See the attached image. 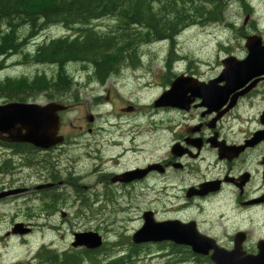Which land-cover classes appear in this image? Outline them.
I'll list each match as a JSON object with an SVG mask.
<instances>
[{
  "label": "flooded vegetation",
  "instance_id": "obj_1",
  "mask_svg": "<svg viewBox=\"0 0 264 264\" xmlns=\"http://www.w3.org/2000/svg\"><path fill=\"white\" fill-rule=\"evenodd\" d=\"M150 43L154 45H148L151 50L168 45V54L160 59L164 67L156 72L161 82H144L135 95L119 94V78L121 83L128 78L134 82L135 76L140 84L145 80L134 69L137 61L131 58L102 80L94 70L87 71L88 86L82 77L74 78L72 88L62 92L65 96L60 101H49L67 106L60 111L59 134L64 135V143L42 150L28 143L0 142L1 149L9 150L0 151V203L12 204L21 195L38 193L41 209L33 213L35 216L50 221L60 214L69 220L62 203L63 189L71 188L85 205L103 202L101 207L105 204L113 211L135 212L141 225L148 214L156 221H177L212 239L207 255L194 253L190 245L166 241L170 255H189L178 262L214 264L211 255L215 249L259 256L264 253V73L228 82L223 77L224 60L246 56L228 55L217 65L207 61L194 65L177 51L176 58L172 56V39ZM179 78L184 82L180 94L164 101L163 95ZM92 81L104 87L93 103L100 111L83 112L73 119L68 136L63 131V113L76 105L68 96L93 89ZM112 90L122 102L117 110L106 107ZM156 90L159 92L149 102L143 100L141 91ZM48 93L47 89L40 92L45 100L51 99ZM19 146L30 148L23 151L17 149ZM15 169L29 170L28 178L39 183L32 188L16 184ZM84 190L94 191L93 204L91 198L82 196L80 191ZM162 201L165 208L160 211Z\"/></svg>",
  "mask_w": 264,
  "mask_h": 264
},
{
  "label": "rangeland",
  "instance_id": "obj_2",
  "mask_svg": "<svg viewBox=\"0 0 264 264\" xmlns=\"http://www.w3.org/2000/svg\"><path fill=\"white\" fill-rule=\"evenodd\" d=\"M91 25L100 33L116 31L120 27L115 18L98 19L93 21ZM47 29L29 38L27 45L24 46L22 51L9 56L7 60L2 59V61L0 59V64H2L0 66V82H5L10 78L11 83L16 84L21 83L19 81L24 78L34 79L36 75L43 74H46L50 79L55 78L57 67L49 64L29 62L25 58V53L35 50L39 44L48 42L53 38L72 35L77 32L70 33V30L61 24L47 27ZM28 33L29 30L26 26H21L18 30V35L23 39L27 38ZM252 34H259L264 39V0H230L223 22H197L183 28L173 43L172 56L176 58L177 51L181 56L194 61V65L202 61L212 62L213 65H217L221 58L228 55L245 57L247 55L245 40L248 35ZM150 40L153 41L152 39ZM150 40L135 46L137 53L135 60L138 63V67H134V69L137 70L140 77L144 76L145 80L140 84L137 81V76H135L134 82L131 78H128L127 80L124 79V83H121L119 78L117 84L119 94L120 92H131L129 95H135L144 86V82H161V79L157 78L158 74L156 72L161 71L164 67V63L160 59L168 54V45L164 48L160 47L158 50H151L154 45L150 43ZM139 58L141 59L139 60ZM123 63L126 65V60ZM67 69L72 80L74 78L80 80L82 77L81 81L86 82L85 86H88L89 83L85 76L86 72H91L94 69L90 66L85 68L81 63L69 64ZM91 84L93 89L89 88L87 91L77 93L78 95L73 93L68 96L71 102L76 103L73 108L63 113V131L68 136L71 135V121L73 119L80 116L83 112L100 111L96 106H93V103L95 98L104 93V87L97 81H92ZM59 88L62 87L59 86ZM8 92H13L12 87H10ZM40 92V89L36 88V90L33 89L32 92L27 94L37 93L36 97L30 96L26 100L14 99L11 101H37L42 104L51 100L60 101L57 97L45 100V94H40ZM141 92L143 100L149 102L157 95L159 90H156V92ZM74 96L78 97L77 101L74 100ZM111 97L113 101L111 99V102H108L106 107L117 110L122 102L115 98V90H112ZM37 98L39 100H36ZM11 101H6L5 98L0 99V103ZM100 101L106 102L105 99ZM102 112L104 111L102 110ZM0 151L7 152L9 150L0 148ZM29 172V170L15 169L13 176L16 184L20 183L23 185V183H26V186H31L32 188L34 187L32 185L39 183L34 177L28 178ZM63 191L65 199L64 203H62V210L69 212V220H64L65 218H62L60 214H57L50 221L40 215L35 216L33 213L41 209L39 197L41 195L38 196V193L31 192L21 195L12 204L0 203V262L7 264H40L41 258L38 253L41 249H52L59 253L71 251L73 249L71 242L74 240V232L87 231L89 229L97 231L96 229H99L105 239L104 249L97 254L100 264H204L203 261L194 262L193 260L178 262L177 259H188L189 255L187 253L170 255L171 249L167 242L149 243L144 246L138 245L137 252L131 255L132 235L142 226L141 221L136 219L137 213L113 211L111 207H105V204L101 207L103 202L96 205L93 204L94 196L92 193L94 191H80L85 198H91L90 201L93 205H90L92 206L78 201L75 191L71 188L63 189ZM90 201L87 202L86 200V203H90ZM163 201H167V199ZM163 201L159 203L160 211L165 208ZM18 223H23L24 226L33 228V231L25 235L13 234L12 229ZM30 223L32 226L29 225ZM50 226H57V228L54 230Z\"/></svg>",
  "mask_w": 264,
  "mask_h": 264
},
{
  "label": "trees",
  "instance_id": "obj_3",
  "mask_svg": "<svg viewBox=\"0 0 264 264\" xmlns=\"http://www.w3.org/2000/svg\"><path fill=\"white\" fill-rule=\"evenodd\" d=\"M229 1L0 0V59L6 60L9 56L22 51L29 38L48 26L61 24L68 28L70 33L77 32L53 38L39 44L35 50L25 53V58L29 62L57 67L54 79L43 74L36 75L34 79L24 78L19 81L21 83L13 84L8 78L7 81L0 82V99L11 101L36 97L37 93L27 95L36 88L40 91L49 90L47 97L51 99L64 97L62 92L73 86L72 78L67 71L69 64L81 63L85 68L90 66L98 79L102 80L112 72L119 71L128 58L136 59V45L150 39L173 40L176 32L179 33L193 23L223 22ZM104 18L117 19L120 27L109 33L98 32L91 23ZM21 26H26L29 30L25 39L18 35ZM10 87L13 90L11 93L8 92ZM51 88H57L59 92L51 91ZM28 148L30 147H17L23 151ZM104 247L105 245L98 250L83 248L62 253L44 248L38 255L41 258L40 264H100L97 254ZM137 250L138 246L131 243V255Z\"/></svg>",
  "mask_w": 264,
  "mask_h": 264
},
{
  "label": "water",
  "instance_id": "obj_4",
  "mask_svg": "<svg viewBox=\"0 0 264 264\" xmlns=\"http://www.w3.org/2000/svg\"><path fill=\"white\" fill-rule=\"evenodd\" d=\"M248 54L239 60L228 57L224 60L223 77L229 81L252 77L264 73V44L258 34L246 38ZM184 86L182 79L173 84L172 90L166 92L162 99L167 101L172 94H180ZM67 107L58 102L41 105L33 102H8L0 104V141L10 143H28L42 150H48L64 142V136L59 134L61 119L59 112ZM31 231L30 227L18 223L12 229L16 235H24ZM135 244L145 242L174 241L187 244L200 255L209 254L213 247L207 237L201 236L189 225H180L177 221H156L151 215H146L143 226L132 236ZM104 243L103 237L95 231L77 232L74 234L73 247L98 249ZM214 264H264V253L256 257L226 254L215 249L211 255Z\"/></svg>",
  "mask_w": 264,
  "mask_h": 264
},
{
  "label": "bare ground",
  "instance_id": "obj_5",
  "mask_svg": "<svg viewBox=\"0 0 264 264\" xmlns=\"http://www.w3.org/2000/svg\"><path fill=\"white\" fill-rule=\"evenodd\" d=\"M125 13H126V12H125ZM52 25H53V23H52ZM45 27H47V26H45ZM48 28H49V26H48ZM46 29H47V28H46ZM74 29H75V28H74ZM47 30H48V29H47ZM77 31H78V30H77ZM178 31H179V30H178ZM78 32H79V31H78ZM13 33H15V32H13ZM172 33H173V32H172ZM16 34H17V33H16ZM16 34H15V36H17ZM176 34H178V33L176 32ZM174 35H175V34H174ZM173 38H174V37H173ZM173 40H174V39H173ZM15 42H16V41H15ZM19 49H20V48H19ZM15 50H16V49H15ZM20 50H21V49H20ZM23 53H24V52H23ZM16 54H17V53H16ZM13 55H14V54H13ZM13 55H12V56H13ZM7 59H8V58H7ZM7 59H6V60H7ZM1 60H2V58H1ZM4 60H5V59H4ZM2 61H3V60H2ZM67 70H68V69H67ZM68 78H69V77H68ZM69 83H70V82H69Z\"/></svg>",
  "mask_w": 264,
  "mask_h": 264
}]
</instances>
